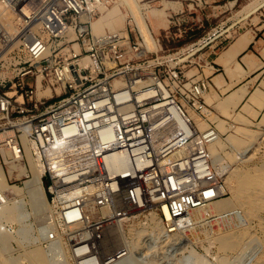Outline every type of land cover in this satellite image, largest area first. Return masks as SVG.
Wrapping results in <instances>:
<instances>
[{"label": "built area", "instance_id": "obj_1", "mask_svg": "<svg viewBox=\"0 0 264 264\" xmlns=\"http://www.w3.org/2000/svg\"><path fill=\"white\" fill-rule=\"evenodd\" d=\"M115 2L0 0V164L10 175L32 154L51 206L46 247L57 255L59 238H69L75 264L115 258L105 242L117 218L153 213L173 233L227 193L212 152L222 134L206 100L211 80L186 77L155 51L144 58L131 16L127 35L95 33L93 21ZM8 203L0 190V207ZM239 213L206 220L219 227ZM0 229L10 230L1 219Z\"/></svg>", "mask_w": 264, "mask_h": 264}, {"label": "rangeland", "instance_id": "obj_2", "mask_svg": "<svg viewBox=\"0 0 264 264\" xmlns=\"http://www.w3.org/2000/svg\"><path fill=\"white\" fill-rule=\"evenodd\" d=\"M164 1L178 2V4H173L174 7H168L163 13L164 15H158V13L146 15L147 22L150 28L153 29V34L159 38V48L163 47L159 51L160 55L176 54L178 58H175L174 61H179V63H168L172 66L177 65L186 77H193L194 79L201 78V66L209 61L214 54H209L210 51L222 49V47L227 46L231 40L244 31H247L245 33H250L260 26L261 20L264 18V7L257 13L247 17L240 12L250 0H139V3L146 11L157 8V6L163 8ZM231 1H235V3L232 4ZM129 16L126 10V3L123 0H116L106 13L94 20V32L100 34L109 31L122 35L125 32L123 28L126 29V26L128 27ZM130 23L133 26L132 21ZM200 40L202 42L196 44ZM192 44H196L195 46L198 50L185 60H182L191 52V50L185 52L183 50ZM143 53H145L143 57L147 59L157 57L155 53L147 52L145 49ZM129 55L133 54L129 53ZM134 60L137 61L139 59L135 56ZM194 118L201 122L197 116H194ZM228 118H230V122L223 120L222 123L224 124L222 125L230 126L231 123L236 125L229 131L228 129L223 131L222 129L225 128L220 126L219 123L221 122L211 118L212 121L216 122V126L221 130L222 134L219 142L212 146V150L218 151L221 163L229 167L228 174H223L225 175V190L227 193L222 196L223 199L221 200L234 201V208H236L229 211H237V213L239 211L240 215L236 214L234 217L218 221L219 227H209L208 221L205 220L207 224L205 225L202 222L201 226L193 229L192 232L190 231L189 236L184 237V235L180 234L183 240L179 246L175 247L168 248L165 246L163 248L165 243H161L158 238H153L154 244H150L151 238L147 236L146 238H141L143 239L142 245L144 247L142 250L137 246L134 249H128L126 247L128 238H121L122 245L119 244L118 248L125 251L119 255L123 257L122 259H126L131 251L140 260L136 264H198L197 259H202L207 264H242L243 262L238 261L239 255L249 250L251 254L248 255L250 257L248 264H257L264 257V134L242 125L241 123H251L243 114L238 115L235 120L231 116ZM230 143L234 147H231ZM245 149H251L250 155L239 158L238 153ZM0 167L8 174L7 165L3 161ZM247 167L251 169L250 173H245ZM252 169L255 170L253 171ZM9 179L10 185L17 186H24L26 180V178L20 176ZM252 182H254L253 185L251 184ZM41 198L43 200L38 205L36 202L32 205L29 197L23 198L25 213L20 216H16L10 211L6 212L9 216H5V218L0 216L3 223L8 224L10 229L9 231L0 229V253L3 254L0 260H6L9 264H35L32 257L33 253L38 250L39 252L47 250L44 232L49 222H51L50 214L48 213L50 208L46 207L44 213L41 212V209L44 208L43 203L46 201L44 196H41ZM218 206H214V209L218 208ZM229 211L223 210L212 214H223ZM122 223L119 225L115 221L110 227L112 229L115 228L118 235H121V229H125L127 231L126 235L129 236L131 231L141 230V228L151 224V215L148 212L137 210L134 211L130 219ZM244 228L250 232L245 237L241 247L235 248V251L234 249L224 250L221 248V236ZM73 230L74 228L68 230L67 233L71 234ZM160 230L164 234L163 224ZM173 233H176V231ZM59 240L60 245L62 242L63 247L62 245L59 246L56 257L51 254L52 256L47 261H39L37 262L38 264H75L72 252L76 245L71 244L69 238L60 237ZM60 248H63V254ZM116 248L117 246L108 251V253H113ZM119 249L118 251H120ZM59 251L61 252L59 253ZM127 252L129 253L127 254ZM39 255L41 254L39 253ZM66 255H68L67 259H64ZM142 258L148 260L145 261ZM149 260L152 261L149 262Z\"/></svg>", "mask_w": 264, "mask_h": 264}, {"label": "bare ground", "instance_id": "obj_3", "mask_svg": "<svg viewBox=\"0 0 264 264\" xmlns=\"http://www.w3.org/2000/svg\"><path fill=\"white\" fill-rule=\"evenodd\" d=\"M123 1L126 3V10H127L128 14L131 16L133 26L136 24L139 27V29L141 30V33H142V35L144 37V41L142 42L143 43V46H144V49L147 52H151V51L158 52V59L159 60H167V61L173 60V61H171L172 64L179 63V61L178 62L177 61H174L175 58H178L176 54L160 55L159 51L162 50L163 47L161 46V48H158L157 37L153 34L154 31H153L152 28H150L149 23L147 22V19H146V15H148L150 13H160L158 15H164L163 13H165L166 10L165 9H160V8H153V9H148V10L145 11L144 10L145 8H143L142 5L139 3V0H123ZM163 4L165 5L166 8H168L170 6L171 7L172 6L174 7L173 4H178V2L164 1ZM263 5H264V0H254L251 4H249L248 6H246L240 12L241 13H244V16L245 17L251 16L255 12L259 11V9L262 8ZM106 11L104 13H106ZM14 24H15L14 23V20L12 19L11 22H10V28L11 29H13ZM94 24H95V21H93V29H94ZM201 42H202V40H200L196 44H200ZM196 44H192V45L188 46L186 49L183 50L184 52L187 51V50H189V51L191 50V52L189 53V55L187 57H185L182 60H185L186 58H188L190 55L194 54L198 50V48H196V46H195ZM151 49H154V50H151ZM141 54H145V53H143V51H142ZM119 83L120 84H123V82H119ZM209 102L212 103L211 100H209ZM213 116L214 115H212V117ZM216 119H217V117H215V120ZM200 121H201V122H199L200 127L202 129L203 128H206L207 125H208L206 123V121H202V120H200ZM223 131H225V130H223ZM219 140L220 139H218L217 142H219ZM217 142L215 144H217ZM229 145H231V147H234V145L232 143H230ZM250 150L251 149H245L242 152H239L238 153L239 158L240 157H243V156L250 155V153H251ZM212 152L215 155L216 159L219 161V164H220V167H221V170H222V174L227 173L228 170H229V167L226 166V165H224L223 163H221V158H220V155H219L218 151H216L215 149H213ZM15 167H19V169L21 170V173L25 172L26 170L31 171V177L25 180L24 186L10 185V183H9V180H10L9 178H11V177L14 176L13 173H12L13 172L12 170ZM9 170H10L9 171L10 175L7 174L5 172V170H3L0 167V190L6 192L7 195H8V197H9V203L0 207V216L1 217L5 218V216H9L8 214H6L7 211H10L11 213H13L16 216L17 215L20 216L21 214H24L25 213L24 212L25 211L24 210L25 209V203L22 202V199L23 198H26V197L27 198L29 197V199L31 200V204L32 205L35 204V202L38 205L43 200L41 198V196H44L46 198V201L43 203L44 204V208L41 209V212L44 213V209L46 207L50 208V211H51L50 202L48 201V198H47V195H46V192H45V188H44V184H43L42 178H41L42 177L43 170L37 165L34 157L32 156V154L29 151L27 152V163H26V165L24 163H22L21 165L10 164L9 165ZM250 170L251 169L249 167H247L245 169V173H250ZM19 175H20V173H19ZM257 180H259V179H257ZM259 181H261V180H259ZM251 184L253 185L254 182H252ZM221 199H223V198H220V199H218V200H216V201H214V202H212V203H210L208 205H205L203 207H199V208L195 209L192 212V215L194 216L195 223L191 227H189V228L182 229V230H180L178 232L176 231V233H167L165 231V232H163L164 234H162V230H160V228L162 226V219L160 218L159 215H156V214H153V213L151 214V224H149V225L141 228V230L131 231L129 233V236L126 235L127 231L125 229H121L120 230L121 231V235L120 234L118 235V233H116L115 228L112 229L110 227V230L111 231L110 230L108 231V238L106 239V242H105L106 251L108 252V251L112 250L115 246H117V248L112 253V254L115 255V258L114 259H111L110 261H108V264H110V263L111 264L112 263L113 264H121V263L122 264H136V263H138V261H140L135 256V254L133 253V251H131L130 254H128L129 252H127L128 256H127L126 259H122L123 257H120L119 255H117L119 252L122 251V250H120L118 248V245L121 244V240H122L121 238H128V242L126 243L127 244L126 247H128V249H134L137 246L139 249L142 250L144 247L142 245V240L143 239H141V238H146L147 236H150V238H151L150 244H154L153 238H158L161 243H165L163 245V248L165 246L168 247V248L169 247L179 246V244H181V241L183 240L182 237L180 236V234L181 235H184V237L185 236H189L190 235V231L192 232L193 229H196L198 226H201L200 224L202 222L205 223L206 217H209L210 214H212L214 212H222L223 210H226V211L228 210L229 211V210H231V209L234 208V205H235V202L234 201L228 200V199H224V200H221ZM216 205H219V206H218V208L214 209V206H216ZM235 208H234V210H235ZM50 211H48V213ZM163 212H164L165 216L168 219L171 218L170 213H169V211H168V209L166 207H164ZM108 213H109V211H108ZM1 217H0V219L2 220ZM127 219L128 218H117L115 221L117 222V224L120 225V224H123L122 222L125 221V220H127ZM206 224L207 223H205V225ZM70 227H74V226H70ZM234 227H235V225H234ZM249 232H248V229L246 230L244 228V229L239 230L237 232L232 231V233H230V234H225V235L221 236L220 237V242H221V245L220 246H221V248H223L224 250L234 249V251H235L237 249V247H241L242 246V244L244 242V239H245L246 236H248L247 234ZM204 233L206 234V232H204ZM196 241H198V240H196ZM61 245H62V242H61ZM62 247H63V245H62ZM118 249L120 251H118ZM61 250H62V252L59 251V253L61 252L63 254V248ZM242 250H243V248H242ZM242 250H241V252H242ZM239 251H240V249H239ZM39 253L41 255H39ZM225 253H226V251H225ZM51 254H53V253H51L48 249L47 250H42L40 252L38 250L37 252L33 253L32 257L34 258V263L35 264H38L37 262H39V261H41V262H44L45 260L47 261L50 258V256H52ZM250 254H251V251L250 250L247 251V252L241 253L239 255L238 261L243 262L242 264H248V262L250 260L249 259L250 257H248V255H250ZM0 255H1L0 257H3L2 256L3 255L2 253H0ZM67 256L68 255H66L64 257V259H67L66 258ZM223 257H225V256H223ZM223 257H222V260H223ZM142 259L145 260V261L148 260L146 258H142ZM61 260L64 261L63 259H61ZM151 261L152 260H149V262H151ZM229 261H230V259H229ZM235 261H237V260H235ZM0 263L1 264H7L8 262L6 260H4V261L3 260H0ZM197 263L198 264H207V263H204L202 259H197ZM257 264H264V257Z\"/></svg>", "mask_w": 264, "mask_h": 264}, {"label": "crops", "instance_id": "obj_4", "mask_svg": "<svg viewBox=\"0 0 264 264\" xmlns=\"http://www.w3.org/2000/svg\"><path fill=\"white\" fill-rule=\"evenodd\" d=\"M253 1H248L241 10ZM157 8L167 9L164 4L163 8ZM261 21L260 26L250 33L244 31L222 49L210 51L213 56L200 68L201 77L212 82L206 100L208 103L212 101L210 104L215 112L211 118L215 120L217 117L215 121H220V126L225 128L222 130L229 131L236 126L233 123L222 125L223 120L230 122L228 117L235 120L243 114L251 123L240 122L242 125L264 134V18ZM157 41L159 48L158 37Z\"/></svg>", "mask_w": 264, "mask_h": 264}, {"label": "trees", "instance_id": "obj_5", "mask_svg": "<svg viewBox=\"0 0 264 264\" xmlns=\"http://www.w3.org/2000/svg\"><path fill=\"white\" fill-rule=\"evenodd\" d=\"M123 30H124L125 32H124V34H122V35H127V29L123 28ZM44 184H45V186H47V181H46V180L44 181Z\"/></svg>", "mask_w": 264, "mask_h": 264}]
</instances>
